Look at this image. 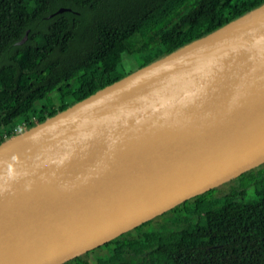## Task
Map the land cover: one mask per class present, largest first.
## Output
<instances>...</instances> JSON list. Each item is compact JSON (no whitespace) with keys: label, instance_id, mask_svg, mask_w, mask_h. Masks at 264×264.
<instances>
[{"label":"water","instance_id":"95a60500","mask_svg":"<svg viewBox=\"0 0 264 264\" xmlns=\"http://www.w3.org/2000/svg\"><path fill=\"white\" fill-rule=\"evenodd\" d=\"M263 164L264 5L1 143L0 264H62Z\"/></svg>","mask_w":264,"mask_h":264},{"label":"trees","instance_id":"16d2710c","mask_svg":"<svg viewBox=\"0 0 264 264\" xmlns=\"http://www.w3.org/2000/svg\"><path fill=\"white\" fill-rule=\"evenodd\" d=\"M262 5L0 0V144L19 124L31 129L131 74L119 72L126 58L145 56L143 68ZM231 182L227 193L215 187L62 264H264V164L222 185Z\"/></svg>","mask_w":264,"mask_h":264},{"label":"rangeland","instance_id":"374dc122","mask_svg":"<svg viewBox=\"0 0 264 264\" xmlns=\"http://www.w3.org/2000/svg\"><path fill=\"white\" fill-rule=\"evenodd\" d=\"M146 56H147V55H146ZM145 58H146L145 56H140V57H138V59L135 58V57H128V58H126L125 61H124V63L120 66V68H119V72H120V73H128V72H134V71H136L137 68H138L139 63H140L142 60H144ZM86 79H87V81H88V84H87L86 88H90L91 86H90L89 80H88L87 77H86ZM55 95H56V93L54 92V93L49 94L45 99L40 100V101L35 105V107H34V112H37V113L40 112V111L42 110L43 106H47V105H48V101H50V100H52L54 97H56ZM75 96H76V95H74V97H75ZM66 100H72V95H71V97L68 96V97L66 98ZM25 129H26V127L18 128V129L15 131L16 135L19 134L21 131L23 132ZM22 132H21V133H22ZM231 186H232V187L236 186V183L231 182V183L228 184V185H221V186H219V187H218V191H217L216 194H217V195H221V194L227 193V192L229 191V189L231 188ZM84 264H93V260H92V259H89V260H88L86 263H84Z\"/></svg>","mask_w":264,"mask_h":264},{"label":"built area","instance_id":"2783aa9c","mask_svg":"<svg viewBox=\"0 0 264 264\" xmlns=\"http://www.w3.org/2000/svg\"><path fill=\"white\" fill-rule=\"evenodd\" d=\"M26 124H27V123H21V124H19V125L16 127V129L13 130V131H14L13 133L16 135L15 131H16L18 128L26 127ZM21 132H22V131H21ZM21 132H20V133H21Z\"/></svg>","mask_w":264,"mask_h":264}]
</instances>
